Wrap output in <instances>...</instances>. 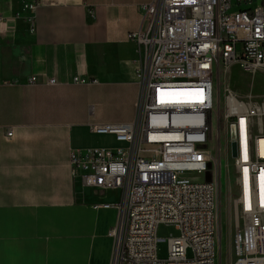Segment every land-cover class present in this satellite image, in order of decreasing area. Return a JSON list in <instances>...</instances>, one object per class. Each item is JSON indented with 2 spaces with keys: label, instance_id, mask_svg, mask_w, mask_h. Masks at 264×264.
Segmentation results:
<instances>
[{
  "label": "built area",
  "instance_id": "built-area-1",
  "mask_svg": "<svg viewBox=\"0 0 264 264\" xmlns=\"http://www.w3.org/2000/svg\"><path fill=\"white\" fill-rule=\"evenodd\" d=\"M38 8L37 1L24 2L16 14L30 33L37 30ZM143 12L142 27L129 35L138 49L135 117L126 123H90L93 133L112 135L121 146L72 151V173L97 191H121L118 203L98 205L118 210L110 230L112 264H217L218 186L205 174L215 111L220 129V71L235 65L251 73L264 70V0H152ZM4 20L0 12V23ZM29 82L38 83L37 76ZM44 82L59 84L56 77ZM224 94L241 195L246 169L251 193L248 202L241 195L235 201L232 264H264V203L256 195V179L264 170V100L240 99L230 87ZM242 128L248 134L247 159ZM161 224L179 231L168 239L164 259L159 256Z\"/></svg>",
  "mask_w": 264,
  "mask_h": 264
},
{
  "label": "crops",
  "instance_id": "crops-1",
  "mask_svg": "<svg viewBox=\"0 0 264 264\" xmlns=\"http://www.w3.org/2000/svg\"><path fill=\"white\" fill-rule=\"evenodd\" d=\"M30 1L35 33L16 16ZM151 1L0 0V264H112L118 210L98 205L118 203L121 191L84 186L70 156L103 147L90 123L134 119L129 35ZM53 77L59 84L44 82Z\"/></svg>",
  "mask_w": 264,
  "mask_h": 264
},
{
  "label": "rangeland",
  "instance_id": "rangeland-1",
  "mask_svg": "<svg viewBox=\"0 0 264 264\" xmlns=\"http://www.w3.org/2000/svg\"><path fill=\"white\" fill-rule=\"evenodd\" d=\"M220 129L218 113L213 116L211 141L209 143V171L205 174L207 181L215 182L218 186V203L220 213L219 247L217 264H232L233 238L235 234L234 208L235 201L241 195L239 184L240 175L235 166L231 143L227 136L225 112V87H230L240 99L251 96L256 100H264V70L246 72L235 65L231 69L220 71ZM253 134H257L254 129ZM264 134V132L262 133ZM100 135V134H99ZM98 138V137H97ZM102 146H121L112 135H100ZM232 148L236 144L232 143ZM179 231L174 225L161 224L158 228L159 256L164 259L169 255V241L171 236H178Z\"/></svg>",
  "mask_w": 264,
  "mask_h": 264
},
{
  "label": "bare ground",
  "instance_id": "bare-ground-1",
  "mask_svg": "<svg viewBox=\"0 0 264 264\" xmlns=\"http://www.w3.org/2000/svg\"><path fill=\"white\" fill-rule=\"evenodd\" d=\"M241 140H242V147H243V154L244 158L247 159V145H248V134L244 128L241 130ZM261 153L264 155V137L261 141ZM247 161V160H246ZM264 170H262L261 176L257 177L256 179V195L257 198H261V200L264 203ZM248 169L244 171V175L241 176V184H244V193H243V187H242V195H241V201H249L250 199V183H249V177H248Z\"/></svg>",
  "mask_w": 264,
  "mask_h": 264
},
{
  "label": "water",
  "instance_id": "water-1",
  "mask_svg": "<svg viewBox=\"0 0 264 264\" xmlns=\"http://www.w3.org/2000/svg\"><path fill=\"white\" fill-rule=\"evenodd\" d=\"M232 139H236V131H235V126H232Z\"/></svg>",
  "mask_w": 264,
  "mask_h": 264
},
{
  "label": "trees",
  "instance_id": "trees-1",
  "mask_svg": "<svg viewBox=\"0 0 264 264\" xmlns=\"http://www.w3.org/2000/svg\"><path fill=\"white\" fill-rule=\"evenodd\" d=\"M210 141H211V134H210Z\"/></svg>",
  "mask_w": 264,
  "mask_h": 264
}]
</instances>
